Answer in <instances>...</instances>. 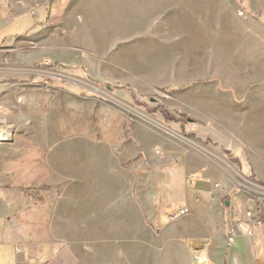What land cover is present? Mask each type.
I'll return each mask as SVG.
<instances>
[{
	"label": "rangeland",
	"instance_id": "374dc122",
	"mask_svg": "<svg viewBox=\"0 0 264 264\" xmlns=\"http://www.w3.org/2000/svg\"><path fill=\"white\" fill-rule=\"evenodd\" d=\"M28 1L39 6L48 0ZM207 1L66 0L64 17L53 13L52 24L61 21L66 38L81 48L82 62L67 78L85 87L87 97L81 110L50 114L49 143L32 138L29 118L0 117L13 132L0 140L7 169L19 171L13 178L25 200L40 201L25 213L38 210L45 218L43 153L54 139L83 133L116 145L134 141L146 152L143 179L150 189L185 187L172 193L175 207L183 205L180 196H197L200 182L219 188L222 201L239 202L247 234L260 237L257 257L264 264V52L247 31L223 23L235 0ZM160 168L182 174L162 176ZM177 212L166 220L192 213L176 218ZM163 223L156 222V237ZM192 259L209 264L198 251Z\"/></svg>",
	"mask_w": 264,
	"mask_h": 264
},
{
	"label": "crops",
	"instance_id": "0c3cea01",
	"mask_svg": "<svg viewBox=\"0 0 264 264\" xmlns=\"http://www.w3.org/2000/svg\"><path fill=\"white\" fill-rule=\"evenodd\" d=\"M245 1L235 0L223 23L247 31L262 54L264 0H247V8ZM65 2L36 6L28 0H0V117L29 118L32 138L40 136L46 143L50 114L81 110L87 97L85 87L67 78V70L82 62L81 48L66 38L61 21L52 24L53 13L64 17ZM5 146L0 143V264H151L152 254L154 264H196V251L209 264H262L239 202L226 205L217 195L219 188L200 182L198 195L180 196L183 205L175 207L172 193L183 184L150 189L143 179L147 155L134 141L116 145L83 133L54 139L43 153L45 218L38 210L25 213L40 201L23 198L22 185L13 178L19 171L7 169ZM157 172L182 174L177 168ZM180 210L192 213L166 220ZM158 221L165 222L156 237Z\"/></svg>",
	"mask_w": 264,
	"mask_h": 264
},
{
	"label": "bare ground",
	"instance_id": "6f19581e",
	"mask_svg": "<svg viewBox=\"0 0 264 264\" xmlns=\"http://www.w3.org/2000/svg\"><path fill=\"white\" fill-rule=\"evenodd\" d=\"M2 121L3 122L0 123V138H10L13 132L11 128L5 124L4 120Z\"/></svg>",
	"mask_w": 264,
	"mask_h": 264
},
{
	"label": "built area",
	"instance_id": "2783aa9c",
	"mask_svg": "<svg viewBox=\"0 0 264 264\" xmlns=\"http://www.w3.org/2000/svg\"><path fill=\"white\" fill-rule=\"evenodd\" d=\"M240 15H243V12H240ZM18 101L20 102L21 101V98H19ZM188 181L191 184V187H193V184H195L197 182L196 175H193V174L190 175L189 178H188ZM186 212H187V210H180L179 212L174 213L173 216L177 218V217L185 214ZM249 233L252 234L251 231Z\"/></svg>",
	"mask_w": 264,
	"mask_h": 264
},
{
	"label": "trees",
	"instance_id": "16d2710c",
	"mask_svg": "<svg viewBox=\"0 0 264 264\" xmlns=\"http://www.w3.org/2000/svg\"><path fill=\"white\" fill-rule=\"evenodd\" d=\"M263 16H264V14H263ZM254 244H255L256 254H257V256L260 257L262 254H261L260 251H259L260 237H258V235H256V236L254 237Z\"/></svg>",
	"mask_w": 264,
	"mask_h": 264
},
{
	"label": "water",
	"instance_id": "95a60500",
	"mask_svg": "<svg viewBox=\"0 0 264 264\" xmlns=\"http://www.w3.org/2000/svg\"><path fill=\"white\" fill-rule=\"evenodd\" d=\"M189 121H191V119H189ZM7 141V140H6ZM226 205H230V202L229 201H226L225 202Z\"/></svg>",
	"mask_w": 264,
	"mask_h": 264
}]
</instances>
